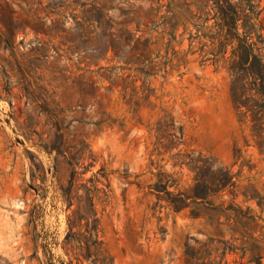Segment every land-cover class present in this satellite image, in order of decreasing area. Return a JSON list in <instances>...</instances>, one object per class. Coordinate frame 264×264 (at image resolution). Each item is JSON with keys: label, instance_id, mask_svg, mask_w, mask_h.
<instances>
[{"label": "rangeland", "instance_id": "1", "mask_svg": "<svg viewBox=\"0 0 264 264\" xmlns=\"http://www.w3.org/2000/svg\"><path fill=\"white\" fill-rule=\"evenodd\" d=\"M259 35L264 0H0V264H264V124L229 70ZM209 157L233 181L197 197Z\"/></svg>", "mask_w": 264, "mask_h": 264}, {"label": "trees", "instance_id": "2", "mask_svg": "<svg viewBox=\"0 0 264 264\" xmlns=\"http://www.w3.org/2000/svg\"><path fill=\"white\" fill-rule=\"evenodd\" d=\"M248 6L251 5L248 4ZM218 7L226 19H231L229 11L234 13V15L237 14L226 3L220 4ZM245 17L244 24H249L246 36L252 38L254 32V24L251 23L252 17L249 14H245ZM225 26L229 28V31L230 29H235L234 26H230L228 23H225ZM258 44H261L262 47H259ZM254 47H257V50L261 52V48L264 49V38L259 35L257 42L247 43L244 41L239 44L238 48L232 51L229 58V70L233 75L232 94L236 107L245 108L246 112L250 111L253 121H256L261 126L264 124V55L260 53L258 56L253 55L252 57ZM253 93L257 94L258 97L253 95ZM217 162L218 160L213 157L207 159L198 158L195 161H190L189 164H193V168L197 170L194 187L195 196H210L232 183L233 175L230 170L225 166H216ZM196 242L199 241L197 240ZM215 242V239H210L204 244L209 249L208 257L212 254L211 251L215 247ZM197 249L188 244L187 253L190 261L198 258L195 253ZM226 250L227 247L225 246L224 255Z\"/></svg>", "mask_w": 264, "mask_h": 264}]
</instances>
